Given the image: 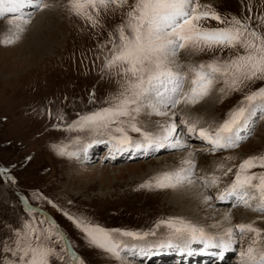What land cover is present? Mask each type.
<instances>
[{
  "label": "rangeland",
  "instance_id": "1",
  "mask_svg": "<svg viewBox=\"0 0 264 264\" xmlns=\"http://www.w3.org/2000/svg\"><path fill=\"white\" fill-rule=\"evenodd\" d=\"M54 1L49 4L53 8L56 7L57 11L50 29L45 30L46 33L42 30L49 46L41 49L25 46V31L14 43L0 42V243H10L14 229L31 223L38 231L46 230L47 234L53 237L51 244L57 251L67 245L63 258L54 261V264H64L71 243L81 251L86 264H180L172 260L173 256L177 254L178 259H186L189 258L187 253L156 249L159 258L147 260L152 255L136 256L133 253L136 248L131 246H144L162 241L166 238L168 229L163 225L157 228L156 225L162 220L176 217L202 226L214 235L223 234L226 228H234L239 223H251L254 227L264 230V212L254 210L256 201H252L255 203L253 207H234L232 202L223 205L224 202L219 201L211 205L209 212L202 211L201 208L194 214L171 202L168 195L175 193L178 187L152 190L138 187L159 174L180 168V162L184 160L179 159V153L193 149L195 151L192 161L196 163L192 171L217 169L208 179L212 183L213 178H217L218 182L214 184V189L208 190L207 195L212 199L207 200L206 206L210 201L214 202L213 197L216 199V194L233 182L244 160L264 156V113L258 111L252 117L249 131L242 130L246 139L233 148L210 151L211 145L207 141L197 139L199 129L205 128L214 132L220 123L228 118L229 112L240 106L245 93L264 87V81H256L244 91L228 93L220 92V88L224 87L222 81L217 83L214 90L212 89L213 94L218 92L212 107L213 117L218 123L215 122L214 125L206 124L207 121H202V116L198 114L188 115L185 107L178 108L174 115L170 114L173 109L168 107L170 112H167L166 116L154 114L159 121L162 120V124H156L159 127H149L147 121L153 122V116H148L149 110H143L136 118L137 125L143 132L160 135L168 124H176L177 130L170 137L172 146L158 148L156 151L143 149V152L147 151L145 154L134 147L122 152L113 149L111 143H96L95 141H107L109 137L89 131L70 130L69 126L84 114L109 107L111 98L120 91L119 78L105 69L104 60L111 48L109 34H115V27L124 22L125 14L135 0H127L120 7L109 4L107 10L100 9L99 13L94 9H87L98 22L95 27L85 17L73 14L69 0ZM198 2L211 6L225 19L233 16L264 17V0ZM40 11L42 10L30 6L26 13L22 14L23 18L15 13L0 16V22L4 24L0 27V40L15 32L11 28L14 23H10V20L15 21L19 17L31 23ZM200 24L207 28L222 27L212 19L202 20ZM235 51L225 49L214 53L188 52L186 56H191L194 64H199L208 63L212 59H227ZM183 52L181 51L179 60L184 62L183 70L187 71L189 60L182 57ZM189 75L191 79V73ZM204 100L205 97L198 103ZM202 105L196 110L198 113H201ZM181 120H187L189 124L196 126L197 131L192 134L196 140L185 135L187 125L181 124ZM178 127L181 129L178 130ZM127 130L134 141L143 142L142 133ZM174 140H179L186 147H175ZM169 142L167 140L164 143ZM82 145L88 146L89 152V149L94 151L96 146L99 149L105 147V153L104 149L96 153L91 151L94 156L85 159V154L81 151L84 150ZM61 147L66 149L63 155L59 152ZM79 147L80 153L77 151ZM198 147L199 149H196ZM130 151L133 154L125 156L124 153ZM71 153L76 155H70ZM168 154L171 155L170 159H164L161 164L154 159L166 158ZM200 156H203L208 164L202 158L201 161L206 164L197 160ZM181 165L184 166L183 162ZM229 168L232 169L231 172H228ZM248 171L259 173L264 172V168L257 167ZM191 179L197 181L193 176ZM24 196H27L29 203L19 201V197ZM35 206H39L44 212H40ZM226 208L231 211L230 220L223 214ZM239 209H242V215L236 213ZM48 211L54 214L58 225L52 224ZM69 216L87 218L104 228L141 233L155 230L157 235L147 237L143 241L118 235L117 239L130 245L122 251L121 259L117 260L107 252L91 246ZM41 221L43 223H39ZM57 232L63 236L62 240L56 236ZM252 239V233L239 237L241 249H246ZM258 246L264 248V231ZM214 251L216 250H210ZM231 254L233 252L226 254V262L207 259L203 264H237L232 261L233 257L229 259ZM9 255L0 251V261ZM186 264L199 263L188 261Z\"/></svg>",
  "mask_w": 264,
  "mask_h": 264
},
{
  "label": "snow or ice",
  "instance_id": "2",
  "mask_svg": "<svg viewBox=\"0 0 264 264\" xmlns=\"http://www.w3.org/2000/svg\"><path fill=\"white\" fill-rule=\"evenodd\" d=\"M24 2L26 0H0V16L16 13ZM126 2L127 0H69V7L74 15L85 17L95 27L98 22L87 9H94L99 13L100 9L107 10L109 4L120 7ZM34 7L44 10L50 5L44 0H34ZM207 19L217 21L222 27L201 26L200 21ZM17 20L21 22L10 20V23L15 24L16 31L0 42L11 44L20 38L28 21L19 17ZM114 33L109 34L111 48L105 56L104 67L119 78L120 91L111 98L109 107L82 115L69 128L107 135V141L95 142L111 143L113 149L118 151L133 147L137 150H156L167 146L164 142L176 132V124H168L159 136L143 132L137 125L136 118L145 109L150 110V113L166 116L167 113L161 111L162 107L176 108L181 103L195 104L221 81L224 84L220 88L221 93L244 91L256 81H264V17L233 16L225 19L211 6L199 4L198 0H135L125 14L124 22L115 27ZM225 49L236 51L224 60L212 59L208 63L188 64L187 71L183 70L185 64L179 60L181 51L214 53ZM189 73L191 87L185 91L184 85L189 80ZM258 111L264 113V87L247 91L240 106L232 109L228 118L214 132L200 128L198 136L207 141L213 151L237 147L239 142L246 139V136L241 135L242 130L250 129L252 117ZM181 124L187 125V134L196 133L194 124H189L187 120H181ZM127 129L142 133L143 142L134 141ZM174 146L186 147L179 140L175 141ZM59 152L63 155L66 149L61 147ZM191 155L192 153L189 154ZM183 164L187 167L159 174L138 187L152 190L177 188L185 182L192 183L191 172L195 164L191 159L184 160ZM257 167L264 168V156L244 160L233 182L218 193L216 199L234 200V207H253L252 201H256L254 210L264 212V172L248 171ZM231 171L229 168L228 172ZM217 182V178H213L212 184ZM207 184L205 180V185ZM204 199L207 201L212 197L206 195ZM69 219L73 220L91 246L107 252L117 260L121 259L122 251L129 247L123 240L116 238L118 235L137 241L157 235L155 230L141 233L105 229L84 217L69 216ZM161 225L168 229L165 239L158 243L131 247H138L141 255L149 256L158 254L156 249L192 255L197 251L194 246H198L200 253L223 260L225 253L232 250L233 243H237L239 237L252 233L251 243L239 253V264H264V248L258 246L264 230L251 223L236 224L234 228L228 227L219 235L179 217L162 220L156 227ZM13 233L10 243H0V251L10 254L0 264H54V261L63 258V253L67 250V245H64L63 249L57 251L51 244L53 237L46 230L38 231L31 223L14 229ZM56 236L63 239L59 232ZM210 249L216 251L210 252ZM72 259L76 264L78 258L73 256Z\"/></svg>",
  "mask_w": 264,
  "mask_h": 264
},
{
  "label": "bare ground",
  "instance_id": "3",
  "mask_svg": "<svg viewBox=\"0 0 264 264\" xmlns=\"http://www.w3.org/2000/svg\"><path fill=\"white\" fill-rule=\"evenodd\" d=\"M52 1L53 2H55L54 0H50V1H45V3H47V4H50V3H52ZM56 1H58V0H56ZM62 5V4H61ZM32 7V6H34V0H31V2H29V0H26V2H24L20 7H19V9H18V11L15 13V14H19V15H21L22 16V18H23V15L22 14H24V13H26V10H27V8L28 7ZM56 7L55 8H53V6H50L49 8H47V9H44V10H42V11H40V13H39V15L37 16V18L34 20V21H32L31 23H30V21H28V23L26 24V26H25V39H27V44L25 45V46H27V47H29L30 49H34V48H42V47H47V41H46V39L44 38V34L46 33V31L48 30V29H50L49 27H50V24H51V22H52V20H53V18H54V14H56ZM10 14H14V13H10ZM23 20V19H22ZM26 20V19H25ZM16 21V23H19V22H21L20 20H15ZM4 24L3 23H1L0 22V27H2ZM8 25V24H7ZM9 27H10V25H9ZM11 28H13V30H15L16 31V28H15V24L13 25V26H11ZM45 32H43V31ZM46 30V31H45ZM44 33V34H43ZM32 46V47H31ZM49 46V45H48ZM41 51V50H40ZM186 54H188V52H183L182 53V57L184 58H186V59H188L189 60V64H194V62H193V60L192 59H190L191 58V56L189 57L188 55L186 56ZM184 63V62H183ZM190 76V75H189ZM191 87V84H190V79L188 80V81H186L185 82V85H184V90L185 91H187L189 88ZM214 90V89H213ZM213 94V91H210L209 92V94L207 95V96H205V100L204 101H201V103L199 104L198 102L197 103H195V104H191V103H181L180 105H179V107L177 106L176 108H172L173 110H171L172 112H170V110L168 111V107L167 108H161V111H164V112H170V114H175L176 113V111L178 110V108H184L185 109V111H186V113L188 114V115H193V113H195V114H198L199 116H202V121L204 120V121H207L206 122V124H211V125H214V123L216 122V124H218L217 123V119H215V117H213L214 116V113H212V107H213V104H214V99H215V97H216V95L218 96V92L216 93V94ZM217 99V98H216ZM201 104H203L202 106H201V113H198L196 110L198 109V107L201 105ZM171 108V107H170ZM169 108V109H170ZM146 110H148V109H146ZM145 112H147V111H145ZM147 113H149V115L148 116H153V122L152 121H147V124H150V125H148L149 127H159V125L160 124H162L161 123V121H159L157 118H156V116H154V113H150V110L147 112ZM147 115V114H146ZM148 119V118H147ZM146 119V120H147ZM165 119H167V117L165 118ZM260 119V118H259ZM196 122H198V121H196ZM257 122H258V118H257ZM256 122V123H257ZM201 123V122H200ZM261 123V122H260ZM155 124V125H154ZM156 124H159V125H157L156 126ZM221 124V123H220ZM201 125H202V123H201ZM207 126V125H206ZM255 126V125H254ZM152 129H154V128H152ZM181 128L180 127H178V130H180ZM150 130V129H149ZM184 131H186V130H184ZM246 131V130H245ZM249 131V130H248ZM157 133V132H156ZM163 133V132H162ZM182 133V132H181ZM245 133V132H244ZM248 134V133H247ZM160 135H162V134H160ZM185 135H187V136H189V137H192L193 135H189V134H187V131H186V133H185ZM241 135H244L243 134V132L241 133ZM157 136H159V135H157ZM182 138V136L180 137V139ZM192 138H194V137H192ZM195 140H196V138H194ZM170 141V139L168 140V142ZM171 142H173V141H170L169 143H167L166 145L167 146H172L173 145V143H171ZM174 142H175V140H174ZM171 143V144H170ZM83 147H84V150H81L82 151V153H83V155L85 154V159L86 158H91V157H93L94 156V154H92V153H96L98 150H102V149H104V153H105V147H102L101 149H99L97 146L94 148V151H92L91 149H89L90 150V152L88 151V146H84V145H82ZM192 147H196L195 145H191ZM83 149V148H82ZM146 150H148L147 148H145ZM195 149V148H194ZM196 149H199V147L198 148H196ZM209 149H211V147H209ZM156 150H158V149H156ZM155 150V151H156ZM171 150V149H170ZM77 151H78V153H80L81 151H80V147H79V150H78V148H77ZM80 151V152H79ZM89 152L88 153V155H86V152ZM91 151H92V153H91ZM139 151V150H138ZM144 150H140V152H143ZM195 150H193V149H191V150H188L187 152H185V153H179V156H180V158L179 159H182V160H186V159H191L192 160V155H194L193 154V152H194ZM210 151H213V150H210ZM123 152V151H122ZM147 152V151H146ZM146 152H143V153H145V154H147ZM190 153H192V155L191 156H189V154ZM125 154V156H128V155H130V154H133L132 153V151H130L129 153H124ZM96 155V154H95ZM163 156V155H162ZM170 156L171 155H167V157L166 158H163V159H157V158H154L155 159V161L157 162H160V164L163 162V161H165L164 159H166V161H168L169 159H170ZM218 156V155H217ZM196 157V156H195ZM184 158V159H183ZM201 158H202V160H205L206 161V163L208 164V162H207V160L202 156H200V157H198L197 158V160L199 159L200 160V162H202L201 161ZM113 159H115V158H113ZM183 162V161H182ZM182 162H180L181 164H182ZM77 163V162H76ZM193 163H196V162H193ZM203 163V162H202ZM206 163H203V164H206ZM180 164V166L179 167H186V165L184 164V166H182ZM151 169V168H150ZM216 171H217V169L216 168H212L210 171H206V170H204V171H198V170H193L192 171V173H191V176H193V177H195V178H197V181L195 182L193 179H191L192 180V183H187V182H185L184 184H182L181 186H179L178 187V189H177V191L175 192V193H173V194H170V195H168L169 196V198H171V202H173L174 203V205L175 206H177V207H179V206H183L184 208H186L187 209V211L189 210L191 213H194V214H197V212H198V210H200L201 208H202V211L204 210V211H206V212H209L208 210H210L209 208H211V205H213L214 203H218L220 200H217V199H215L214 197H213V200H214V202L213 201H210V203H208V206H206L207 205V201L204 199V197L207 195V192H208V190H210L211 188L212 189H214L215 187H214V185L211 183V182H209L208 181V179H209V177L214 173H216ZM201 178H204V179H201ZM205 180L208 182V184H207V186L205 185ZM217 192V191H216ZM215 194V193H214ZM218 194V193H217ZM216 194V195H217ZM215 195V196H216ZM208 196V195H207ZM221 202H224L223 203V205H225L226 203L227 204H231L230 202H232V203H234V200H229V201H226V200H224V201H221ZM252 204H253V206H254V202H252ZM179 205V206H178ZM240 206H242V205H240ZM242 207H244V206H242ZM183 209V208H182ZM230 210H228L227 208L223 211V214H224V216L226 217H228V219L230 220L231 219V216H230ZM205 213V212H204ZM238 215L239 214H243V211H242V209L240 210L239 209V211H237L236 212ZM235 213V214H236ZM235 214H231V215H235ZM236 214V215H237ZM227 219V220H228ZM130 245V244H129ZM194 247H197V251L196 252H194L192 255H189V258H186V259H181L180 260V258L178 259V256H177V254H175L173 257V259L172 260H175V263H180V264H186V262H188V261H195V262H197V263H199V264H203L204 262H207V259H209L210 261H216V262H226V259H227V257H226V255H225V257H224V259L223 260H220V259H218L217 257H214V256H211V255H208V254H202V253H200L199 252V250H198V246H194ZM129 250V249H128ZM211 250V249H210ZM209 250V251H210ZM214 250V249H213ZM130 251V250H129ZM134 251V250H133ZM170 251V250H169ZM136 252V253H135ZM135 252H133L136 256H143V255H141L140 253H139V248L137 247L136 248V251ZM170 252H172V251H170ZM139 254V255H138ZM134 255V256H135ZM164 256H166V255H164ZM185 256H187V255H185ZM166 257H168V256H166ZM205 257H206V259H205ZM157 258H159L157 255L156 256H154V255H152L151 256V258L150 259H147V260H152V259H157ZM229 259H231V257L229 258ZM193 263V262H192Z\"/></svg>",
  "mask_w": 264,
  "mask_h": 264
}]
</instances>
